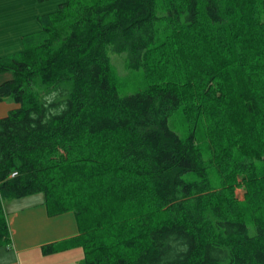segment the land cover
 <instances>
[{"label":"trees","instance_id":"1","mask_svg":"<svg viewBox=\"0 0 264 264\" xmlns=\"http://www.w3.org/2000/svg\"><path fill=\"white\" fill-rule=\"evenodd\" d=\"M38 20L0 57L19 104L0 118V247L5 202L42 193L80 231L44 254L264 264V0H61ZM114 53L160 75L122 93Z\"/></svg>","mask_w":264,"mask_h":264},{"label":"crops","instance_id":"2","mask_svg":"<svg viewBox=\"0 0 264 264\" xmlns=\"http://www.w3.org/2000/svg\"><path fill=\"white\" fill-rule=\"evenodd\" d=\"M59 3L53 0H0V57L22 51L24 38L42 29L39 16L55 11ZM12 77L10 71L0 72V84ZM18 105L11 99L1 101L0 116H6ZM21 199L26 201L16 207L6 206L11 242L0 247V264H83L84 249L80 246L50 254L42 251L46 244L62 248L80 233L75 214L68 211L49 215L42 193Z\"/></svg>","mask_w":264,"mask_h":264},{"label":"rangeland","instance_id":"3","mask_svg":"<svg viewBox=\"0 0 264 264\" xmlns=\"http://www.w3.org/2000/svg\"><path fill=\"white\" fill-rule=\"evenodd\" d=\"M56 1V3L58 4L61 0H53ZM184 43V42H182ZM186 43V42H185ZM158 56V55H157ZM159 57V56H158ZM112 59H113V64L116 68L117 74H118V79H119V83L121 84V92L122 93H133L138 89H142L144 87L147 86L148 82L151 81L150 77L152 78V75L155 77H158L160 74L157 72H154L151 68L152 71H150V68L147 72L150 73V77L148 78V76L143 72V70H134L131 69L127 66V57L125 54H119V53H114L112 54ZM152 66V65H151ZM171 65L170 67L167 68H163L165 69L167 72V74L171 73L174 75L175 72H177V69L175 68L176 66ZM159 70H162L159 67ZM176 75V73H175ZM185 79V77H184ZM185 80H183L182 82H184ZM4 116H0V118H2ZM171 125H180L182 127H184L185 125V121L183 118V114H181L179 111L172 116L171 118ZM199 141V140H198ZM236 194L239 200L244 199L245 197V190L243 186H238L236 188ZM30 198H27V200ZM26 200H23L21 198H16V199H10L7 200L5 203V209L6 206L7 208L10 207H16L17 205H19L20 203L24 202ZM74 213V212H73Z\"/></svg>","mask_w":264,"mask_h":264}]
</instances>
